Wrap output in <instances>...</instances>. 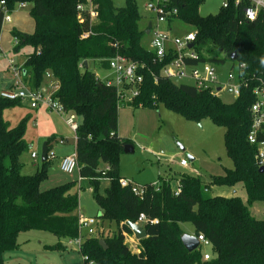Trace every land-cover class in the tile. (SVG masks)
Listing matches in <instances>:
<instances>
[{
    "label": "trees",
    "instance_id": "trees-1",
    "mask_svg": "<svg viewBox=\"0 0 264 264\" xmlns=\"http://www.w3.org/2000/svg\"><path fill=\"white\" fill-rule=\"evenodd\" d=\"M3 1L11 12L21 3L31 6L34 31L27 33L16 28L11 31L19 38L14 52L31 47L23 66L27 71L25 81L36 89L50 71L60 83L55 97L68 113H75L80 120L75 144L78 171L81 178L89 181L101 209L98 226L106 220L118 223L114 235L103 237L98 232L85 237L78 250L84 264L89 261L264 264V219L255 217L251 211L256 203H264V173L259 172L256 163V146L248 140L252 123L250 106L255 100L252 86L244 88L234 102L226 103L210 91L164 77L162 65L155 62L154 52L145 44L150 35L141 26L142 16L135 0H127L123 7L115 6L112 0H97L99 15L93 25L87 14L83 23L78 19L77 6L87 0H0V3ZM204 2L168 0V8L177 10L174 22L181 21L196 30L199 60L192 62L223 65L230 61L232 66L246 63L251 74L264 78V17L247 20L244 10L247 4L235 5L234 1L229 7L222 6L216 14L202 16L200 7ZM3 15L0 7L1 32ZM89 30L94 35L82 39ZM117 50L138 63L139 73L144 77L139 95L126 103L119 102L116 86L108 85L90 69V62H94L108 70V59ZM233 53L237 55L235 60L231 59ZM2 85L0 78V264H5L4 253L19 248L18 236L22 232L48 231L67 243L77 238L81 209L76 190L79 181L48 190L40 188L52 165L51 140L46 142L47 160L42 162L41 155L37 157L42 167L33 174L24 172L20 155L28 150V144L23 124L11 126L3 116L6 107L23 102L3 98ZM161 103L188 119L210 118L224 127L225 145L234 168L224 175L212 176L209 181L201 174H180L177 180L181 190L177 195L171 176H160L157 183L141 186L145 190L142 197L130 186L123 187L119 158L126 145L133 142L119 134V108L122 105L157 108ZM102 178L111 180L104 194L99 191ZM214 186L236 190L239 187L245 198L238 194L211 195ZM141 215L147 218L143 224L147 237L137 240L134 252L126 242L127 235H134L128 222L136 223ZM151 220L157 222L150 223ZM183 223H191L196 235L203 234L211 241V259H204L201 247L188 251L182 241ZM101 239L106 241L107 248L100 244ZM46 247L67 246L59 242Z\"/></svg>",
    "mask_w": 264,
    "mask_h": 264
},
{
    "label": "rangeland",
    "instance_id": "rangeland-1",
    "mask_svg": "<svg viewBox=\"0 0 264 264\" xmlns=\"http://www.w3.org/2000/svg\"><path fill=\"white\" fill-rule=\"evenodd\" d=\"M117 7H123L127 0H112ZM149 0H135L139 14L142 16L141 26L146 27L149 21H154L155 15L146 7ZM225 0H205L200 7V15L206 16L216 14L220 11ZM31 6L26 4L16 5L11 13L12 22L4 25L1 32V44L4 53L9 57L15 58L19 65L25 64L26 55L30 53L31 47L26 46L18 53L14 52V36L11 31L16 28L20 31L32 33L35 28L34 20L30 15ZM172 34L184 36L193 28L181 21H175L172 25ZM149 48L150 37L145 40ZM212 64V63H211ZM205 66H212L206 64ZM213 66L222 73L224 79L231 68V62ZM7 62L2 57L0 59V76L4 79L3 73L6 71ZM202 69V65L199 67ZM90 69L98 73L105 80L106 70L98 64L90 62ZM4 81V80H3ZM2 83L4 84V82ZM182 83L192 85L191 80H184ZM218 96L226 103H232L236 98L226 91L219 92ZM41 115L36 116L37 110L31 109L27 104L8 106L3 111L4 118L11 126L23 124L24 138L28 144V150L20 155V160L25 169L30 173L36 172L37 165L31 158L33 150L42 152L44 143L51 140V148L55 150V164L48 168L46 177L42 180L40 188L48 190L57 185L65 184L72 180L79 181V173L68 174L63 172L57 162L74 152L75 135L69 127L59 124L44 109L40 110ZM43 115V116H42ZM119 133L122 137L129 138L133 142V151L124 152L120 155V175L121 177L135 182L139 186L148 183H157L160 176L174 177L173 186L177 188L178 177L183 173L201 174L205 181H209L212 176L224 175L227 170L234 168V162L228 155L225 145V128L214 123L210 118L201 121L188 119L175 110L161 103L157 108L139 107L134 108L122 105L119 108ZM63 123V122H62ZM43 138V139H42ZM62 138L69 139V143L63 146L59 144ZM190 157H193L192 161ZM186 160L189 166L180 164ZM42 167L39 160V168ZM111 180L102 178L99 182V191L104 194L109 187ZM76 186L79 192L80 209L83 217H94L99 220L101 209L95 202L93 189L86 180ZM237 193L235 187L214 186L211 195H222L231 197L238 194L245 198L244 192L241 193L239 187ZM252 214L264 219V203H256L251 208ZM185 234H193L194 228L191 223L181 225ZM118 223L106 220L99 223L97 233L103 237H109L117 232ZM135 236L128 240L127 244L131 250H137ZM137 241V240H136ZM62 242L67 246L65 249H50L46 246L55 245ZM19 248L4 253L5 264H84L83 256L75 247L68 245L65 239L59 238L48 231L29 230L22 232L18 236ZM208 252L212 258L210 248L202 249Z\"/></svg>",
    "mask_w": 264,
    "mask_h": 264
},
{
    "label": "built area",
    "instance_id": "built-area-1",
    "mask_svg": "<svg viewBox=\"0 0 264 264\" xmlns=\"http://www.w3.org/2000/svg\"><path fill=\"white\" fill-rule=\"evenodd\" d=\"M234 1L235 5H245V16L249 21H256L259 17H264V0H225L223 6L229 7ZM26 5L21 3V6ZM0 7L4 10L2 27L5 24L11 23V11L6 9L5 2L0 3ZM146 7L155 15L152 21L150 30V49L155 54V62L162 65L161 74L164 77L176 83H182L188 79L192 81V85L198 90L210 91L214 95H218L221 91L233 95L236 99L240 97L244 88L252 86V92L255 100L250 106L251 114V129L249 131L248 140L251 144L256 146V163L259 168L264 169V78L262 75H254L248 70L246 63H237L231 65L226 78L222 73L216 69L210 62H198L199 53L195 47L197 38L196 30H191L184 36H175L172 34V25L174 23L175 14L177 10L168 8V0H149ZM78 19L81 23L84 22V15H88L90 25L96 24L99 15V4L97 0H87L85 3H79ZM94 35L92 30H89L82 35V39H87ZM15 44L19 41L18 37H14ZM193 46L190 47V44ZM4 58L7 62L6 72L10 75V85L8 88L1 90V96L9 100H21L27 102L31 108L38 109L41 107L47 108L49 111L59 115L72 132L77 135L80 126V120L75 113H68L61 102L55 97L57 91L60 89V83L54 78L49 71L46 73L44 83L32 89L25 81L27 71L23 69L24 65H19L15 58L9 57L4 53L1 44L0 31V59ZM110 74L105 78L108 85L117 87L118 97L120 103H126L133 100L139 95V86L143 83L144 77L139 73L140 65L123 55L119 50L114 56L109 59ZM193 61V62H192ZM191 62V63H190ZM212 66H205L209 64ZM202 65V69L199 67ZM83 68V64L80 65ZM254 84V85H251ZM64 143L63 140L60 141ZM38 154L33 152L32 158L36 159ZM49 158L54 159L55 153L50 151ZM182 166H189L186 160L180 162ZM60 169L68 174L74 173L78 170V161L76 150L64 156L60 160ZM120 184L123 187L130 186L132 191L138 195L143 196V187L135 184L133 181L122 178ZM180 187L177 186L175 194L180 192ZM147 221L145 215H141L136 223L143 225ZM98 219L94 217L79 218V236L75 239L69 240L68 245L75 247L77 250L82 248V243L86 236L94 235L98 230ZM157 220H151L150 223H156ZM199 240V247L202 249L212 247L211 241L203 234L196 235ZM204 259H211L208 252H204ZM86 264H95L89 261Z\"/></svg>",
    "mask_w": 264,
    "mask_h": 264
},
{
    "label": "water",
    "instance_id": "water-1",
    "mask_svg": "<svg viewBox=\"0 0 264 264\" xmlns=\"http://www.w3.org/2000/svg\"><path fill=\"white\" fill-rule=\"evenodd\" d=\"M151 27H152V22H150L148 24L147 34H150ZM192 46H193V43L190 44V47H192ZM236 58H237L236 53H233L231 55V59L235 60ZM85 65H87V62H85ZM48 150L49 149L47 147V143H44L43 148H42V153H41L42 162L47 160ZM132 151H133V146L132 145H126L125 152H132ZM259 172L264 173V169L259 168ZM128 224L132 228L133 234L136 237V239L140 240V239L147 237V231L143 225L138 224V223H133V222H128ZM182 241H183V244L185 245V247L190 252L197 250L199 248V245H200L196 234H183ZM100 244L104 248H107L106 241L104 239L100 240Z\"/></svg>",
    "mask_w": 264,
    "mask_h": 264
},
{
    "label": "crops",
    "instance_id": "crops-1",
    "mask_svg": "<svg viewBox=\"0 0 264 264\" xmlns=\"http://www.w3.org/2000/svg\"><path fill=\"white\" fill-rule=\"evenodd\" d=\"M152 22V21H151ZM149 23H150V21H149ZM146 28H148V25L146 26ZM109 74H110V71H109V69L108 70H106V76L105 77H108L109 76ZM99 75V74H98ZM3 76H4V79L3 78H1V76H0V78H1V81H3L4 82V84L2 85L3 86V88H8L9 87V85H10V75L8 74V72H4L3 73ZM22 104H27L29 107H30V105L27 103V102H23ZM31 108V107H30ZM31 109H33V108H31ZM42 109H44L45 111H47L46 113L47 114H49V115H51V116H54V115H57L56 113H54V112H51V111H49L47 108H45V107H41V108H38V109H33V110H37V112H36V116H38L39 114L41 115V111L40 110H42ZM43 116V115H42ZM59 118H60V120H61V122L59 121V119H56V118H54L55 119V121L57 122V123H59V124H64L65 123V125L67 126V127H69L67 124H66V122L63 120V118H61L59 115H57ZM63 122V123H62ZM65 125H63V126H65ZM72 131V130H71ZM120 134V133H119ZM75 135V134H74ZM121 135V134H120ZM43 139V138H42ZM61 140H63L64 141V143H61L60 141ZM61 140H59V144L60 145H63V146H65V145H67V143H69V139H64V138H62ZM75 144H76V137H75V143H74V151H75ZM51 151L52 152H54L55 153V150H54V148L52 147L51 148ZM33 152H35V153H37L38 154V156H39V152L38 151H35V150H33L32 152H31V154L33 153ZM42 153V152H41ZM69 153H65L64 154V156H66V155H68ZM41 155V154H40ZM31 158H32V156H31ZM191 158V160L193 161L194 160V158L193 157H190ZM33 159V158H32ZM34 160V164L35 165H37V169L39 168V160L40 159H38V158H36V159H33ZM52 162H53V164H55L56 162H54L53 160H52ZM57 165L59 166V168H60V160L57 162ZM78 171V170H77ZM24 172L26 173V174H33V173H35V172H33V173H30V170L29 169H25V167H24ZM78 173H79V171H78ZM195 173H197V172H195ZM83 180H86V181H88L87 179H85V178H81L80 177V174H79V182H78V185L81 187V185H80V182L81 181H83ZM72 181H75V180H72ZM78 181V180H77ZM70 182V181H69ZM89 182V181H88ZM237 190L236 189H234V192H236ZM194 232V231H193ZM193 234H195V233H193ZM136 238V237H135ZM128 240H132V236H129V235H127L126 236V242L128 241ZM136 240H138V239H135V242H137L138 243V241H136ZM134 251V250H133ZM137 250H135V252H136Z\"/></svg>",
    "mask_w": 264,
    "mask_h": 264
},
{
    "label": "clouds",
    "instance_id": "clouds-1",
    "mask_svg": "<svg viewBox=\"0 0 264 264\" xmlns=\"http://www.w3.org/2000/svg\"><path fill=\"white\" fill-rule=\"evenodd\" d=\"M262 63H264V60H262Z\"/></svg>",
    "mask_w": 264,
    "mask_h": 264
}]
</instances>
